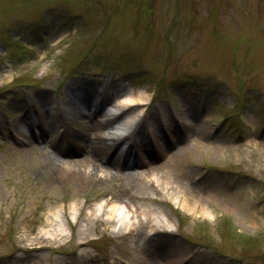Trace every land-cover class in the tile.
<instances>
[{
	"label": "rangeland",
	"instance_id": "1",
	"mask_svg": "<svg viewBox=\"0 0 264 264\" xmlns=\"http://www.w3.org/2000/svg\"><path fill=\"white\" fill-rule=\"evenodd\" d=\"M122 90L135 122L111 157L132 170L165 145L159 192L38 184ZM0 264H264V0H0Z\"/></svg>",
	"mask_w": 264,
	"mask_h": 264
},
{
	"label": "bare ground",
	"instance_id": "2",
	"mask_svg": "<svg viewBox=\"0 0 264 264\" xmlns=\"http://www.w3.org/2000/svg\"><path fill=\"white\" fill-rule=\"evenodd\" d=\"M122 93L123 94L121 98L117 102H115L114 105H106L99 117L94 121L98 134L92 131L82 132L80 133V135L78 134V136L77 134L75 135L76 138H78L77 142L70 141V147L64 152L67 160L60 161L53 155H47L46 157L44 156L47 162L41 166L43 172H40L36 177L38 184L43 186H50L58 182H66L73 185L74 187H85L93 184L105 185L110 182L120 180L123 185L131 188L133 192L143 197H154V194H157L159 192L158 188L155 187L159 185L158 177L165 174V165L170 164V161H177V159L173 156V151L170 152L172 154L168 153L165 145H162L160 142L156 141L157 143L155 145V148L157 150L156 154L164 156L166 161L160 162L159 160H156L159 159L157 157H151L152 159L147 157V159H145L146 157L142 155L140 162L137 163V165L132 170L127 166L116 167V164H114V158L111 157L112 152L120 150H130L129 148L123 146V144L125 143V139H127L128 136L111 137L109 135L110 132H106L107 127L115 122H118L121 119L120 117L122 116V114L111 115L106 110L116 111L120 110L122 107L130 108L137 101L131 90H122ZM111 106L113 107V109L110 110L109 108ZM63 120L65 127L68 123L76 122L78 119L75 114H69L67 117H63ZM124 122L126 126L131 125L132 127L134 124L133 122H135V117L126 118ZM82 123L83 121L80 120L78 122V125ZM74 133L70 132L69 134L73 136ZM197 137L200 139L199 141H202L203 136L200 133L197 134ZM165 138L167 140L166 145L169 144L168 146H170L172 145V143H174L173 140H169L167 137ZM31 143L32 142H29L25 145L29 146ZM217 146L218 145H216L214 148L215 157L219 155L221 150V148ZM83 149L92 150L100 158H97L96 156H90V158H87L85 154L80 153V151H82ZM201 149L202 144H198V151H201ZM28 150H34L33 144L29 146ZM189 152L190 151L188 150L187 156L190 155ZM79 155H82L81 157L86 158H82L81 160V157H79ZM31 158V154L24 156V159L26 160H30ZM100 168H106L108 170L116 168L118 173L110 171L108 174L101 177L98 174V170ZM170 184L167 188H170L171 191L175 192V190L177 189L175 184ZM221 197H224V194L218 192H211L206 195V198L213 204H217L221 208H227L229 205L222 203ZM116 199L118 200L112 202L109 205V215H113L119 217V219H122V217L126 216L124 212L123 202H125L126 204L127 202L124 199H119L118 197ZM172 200L176 206H179V202L176 198H172ZM187 203L191 209H195L197 206V203L194 201H188ZM101 204H107V199L104 198L103 200H101L100 205ZM230 205L232 206V204ZM132 206L135 208L136 212L139 213L140 211H142L136 204H133ZM233 209L234 207L232 208V211L235 214L236 212ZM153 225H156L160 229L167 228L164 227V225L161 228L158 223H153Z\"/></svg>",
	"mask_w": 264,
	"mask_h": 264
},
{
	"label": "trees",
	"instance_id": "3",
	"mask_svg": "<svg viewBox=\"0 0 264 264\" xmlns=\"http://www.w3.org/2000/svg\"><path fill=\"white\" fill-rule=\"evenodd\" d=\"M83 74H89V72L88 71H84V73Z\"/></svg>",
	"mask_w": 264,
	"mask_h": 264
}]
</instances>
